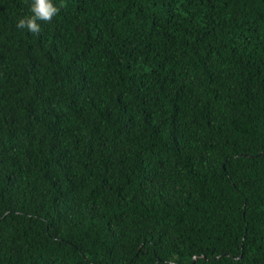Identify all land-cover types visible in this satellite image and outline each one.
Returning <instances> with one entry per match:
<instances>
[{"label":"trees","instance_id":"1","mask_svg":"<svg viewBox=\"0 0 264 264\" xmlns=\"http://www.w3.org/2000/svg\"><path fill=\"white\" fill-rule=\"evenodd\" d=\"M0 0V264H264V0Z\"/></svg>","mask_w":264,"mask_h":264},{"label":"clouds","instance_id":"2","mask_svg":"<svg viewBox=\"0 0 264 264\" xmlns=\"http://www.w3.org/2000/svg\"><path fill=\"white\" fill-rule=\"evenodd\" d=\"M29 8L32 14L19 19L17 28L27 29L36 34L41 31L38 21L51 22L60 10L53 0H31Z\"/></svg>","mask_w":264,"mask_h":264}]
</instances>
